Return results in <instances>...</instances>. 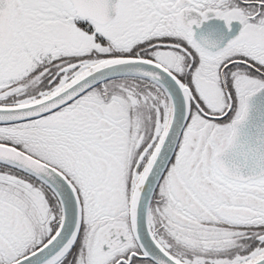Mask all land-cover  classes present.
I'll return each mask as SVG.
<instances>
[{
  "label": "flooded vegetation",
  "instance_id": "flooded-vegetation-1",
  "mask_svg": "<svg viewBox=\"0 0 264 264\" xmlns=\"http://www.w3.org/2000/svg\"><path fill=\"white\" fill-rule=\"evenodd\" d=\"M65 2L72 17L58 23H39L20 0L0 1V104L35 100L56 90L80 70L84 52L71 50L73 45L66 42L65 36L69 26L82 27L84 21L77 16L71 0ZM117 7L115 18L122 15L123 20L113 28L120 50L115 55L155 60L192 90L195 101L208 114L192 104L177 151L155 196L161 190L162 194L152 199V231L166 251L186 264H211L216 258L235 261L238 253L247 255L250 244L258 245L264 238L261 204L256 205L254 220L246 217V207H237L239 212L234 216L218 210L216 220H200L206 211L198 209L195 195L175 197L173 193L175 202L165 195L162 184L167 177H179L182 168L197 165L195 159L202 146L194 150L183 138L189 133L194 113L199 112L212 127L211 133L202 130L197 135L209 145L199 154L204 159L200 162L205 168L204 180L240 189L244 188L242 183L251 181L259 192L257 181L264 176L230 177L221 171L216 155L229 145L232 120L241 115L245 96L264 86V0H118ZM125 17L128 26L122 28ZM43 26H55L50 31L61 33L62 46L37 47L38 39L45 34L39 31ZM169 103L168 92L157 82L121 76L99 83L56 111L21 122L40 128L43 148L34 152L16 145L64 172L75 184L83 205L79 237L73 249L56 264H155L142 255L135 241L129 206L137 177L156 149L160 130L163 132L166 126ZM216 134L219 138L211 142L209 137ZM53 138L55 143L51 145L48 140ZM0 167L26 177L13 183L2 181L1 185H21L35 199L38 195L52 198L57 215L51 232L42 241L33 225L34 234L19 232V239L32 240L18 246V255L12 252L10 263L50 238L60 222L61 205L40 180L8 165ZM194 172L191 168L192 180ZM7 201L0 194V204L6 205ZM12 208L6 205V211L1 213L0 206V218L9 225L15 224L16 213H20ZM200 221L208 226L203 236L212 238L210 250L202 248L201 240L197 248L195 237L188 234L187 229L194 224L199 229ZM9 235L6 233L8 243L13 244ZM197 257H204L205 263L196 261ZM242 260L245 259L239 261Z\"/></svg>",
  "mask_w": 264,
  "mask_h": 264
},
{
  "label": "water",
  "instance_id": "water-1",
  "mask_svg": "<svg viewBox=\"0 0 264 264\" xmlns=\"http://www.w3.org/2000/svg\"><path fill=\"white\" fill-rule=\"evenodd\" d=\"M3 1V0H0ZM77 16L95 24L106 25L115 19L118 0H71ZM121 76L145 78L157 82L169 94V116L156 149L145 169L137 177L130 198L132 234L142 255L155 264H186L169 254L153 233L150 206L158 185L173 159L182 130L195 101L189 89L172 72L155 60L143 56L109 57L95 64L81 65L77 74L39 98L25 103L0 105V124H15L36 119L56 111L78 95L100 82ZM193 100V101H190ZM240 117L232 120L229 145L216 155L221 171L243 179L264 176V87L246 96ZM201 112L208 115L200 108ZM0 164L18 169L46 184L61 205L58 228L50 238L30 253L8 264H56L64 259L74 246L81 230L83 206L73 182L54 166L35 158L17 146L0 142ZM238 264H264V252Z\"/></svg>",
  "mask_w": 264,
  "mask_h": 264
},
{
  "label": "rangeland",
  "instance_id": "rangeland-1",
  "mask_svg": "<svg viewBox=\"0 0 264 264\" xmlns=\"http://www.w3.org/2000/svg\"><path fill=\"white\" fill-rule=\"evenodd\" d=\"M22 4L25 6L28 11L34 16L35 20L42 23L43 21H47L49 23H58L60 21L67 20L72 17V14L66 9L67 3L65 0H20ZM126 18V17H125ZM79 20V19H78ZM123 20V16H118L112 22H108L106 25L95 24L91 21H81L83 22V26H69V31L65 36L66 42L68 44H72L71 50L84 52L82 65L86 64H95L100 60L108 59L109 57H117L120 55H115L118 53L119 48L116 47L115 40L113 38L114 27L118 25L119 22ZM72 21L69 22V24ZM128 26V19L126 18V24L123 27ZM55 26L45 27L39 29L41 33H45L38 39L37 47L41 48L42 46H62V35L61 33L56 34L50 31L54 30ZM74 28V31L72 30ZM46 30L48 33H46ZM60 42V43H59ZM245 99V98H244ZM37 122V121H36ZM36 122L34 124H36ZM188 134H186L183 138L184 142L189 141L187 146L194 147L198 149L199 154L206 149V140H200L199 131L208 130L210 133L212 132V127L210 125V121L206 120L199 112L194 113L192 119L189 122ZM40 125H43L41 123ZM36 127V128H35ZM165 128V127H164ZM40 128L37 126L29 125L28 123H15V124H4L0 125V141L2 142H11L14 145H18L23 149L33 150L41 147L43 148V140L39 137ZM40 131V130H39ZM160 130V135H161ZM193 138V141H191ZM211 142L213 139L216 140L219 138L218 135L213 137H209ZM213 138V139H212ZM79 141L81 140L78 138ZM182 141V140H181ZM209 142V141H208ZM49 144H54V138L48 140ZM209 146V145H208ZM181 147V145H180ZM197 154L198 161L195 166H186L179 170L180 176L174 175L173 177H167L162 184V188L165 189V195L171 196L173 198V193L177 194L175 197L182 196H191L195 195L198 199V209L206 211L204 216L200 218V220L204 219L209 221L210 217L216 220V213L218 210L226 211L231 213L232 216L237 214L239 210L237 207H246L248 219H255L254 213L256 211V205L258 203L262 206V217L264 219V179H260L257 181L258 185H260L259 192L254 190V185L251 181H245L241 185L244 187L243 189L237 188L233 186V184L222 183L221 181H212L209 182L208 178H205L204 171L205 168L200 164L203 159L202 155ZM171 167L169 171L172 169ZM191 168H194V180H192L190 173ZM219 171V169H217ZM23 177L20 174H14L9 170H5L0 167V182L9 181L10 183L17 182V180H22ZM174 180V182L172 181ZM133 192V191H132ZM162 192V190H161ZM160 192L159 195L162 193ZM207 193V194H205ZM0 194L5 196L8 199L6 205L11 206L12 211L16 208L20 213H16V222L15 224L9 225L3 218H0V264H4L9 262L12 257V252H15L18 255L21 250H18V246L27 244L31 242L32 238L29 241L19 239L18 235L20 231L33 233L32 225L36 227V231H38V238L40 241L44 240L45 237L51 232L53 226L52 222H54L57 218L55 205L53 203V199L49 198H41L43 195H38L37 199H35L32 195L28 194V192L24 189L23 186H4L0 184ZM156 195L155 200L159 199L160 196ZM94 199L96 196H91ZM176 202V199H174ZM6 205L0 204L2 207V212L6 211L4 208ZM177 207V204L175 203ZM34 215V216H33ZM226 215V213H225ZM33 219H31V217ZM27 219V220H26ZM5 223H4V221ZM203 221H200L198 226V230H196V224L190 226L187 229L188 234L191 238L194 236L195 246L198 248L200 242L202 241V248L205 250H210V245L212 244V238L209 236H203L204 231L208 232V226L202 224ZM32 223V224H31ZM6 233H10L9 237L13 239V244L8 243ZM34 234V233H33ZM202 235V238H201ZM201 240V241H200ZM191 242L193 240L191 239ZM11 248V249H10ZM247 255H240L239 253L235 256V261H228L227 259L216 258L211 264H238L249 259L258 256L260 253L264 252V238L261 240L258 245L250 244L248 247ZM216 252V251H215ZM15 255V256H16ZM12 259V258H11ZM240 259H245L239 261ZM199 262H204L205 258L197 257L195 259ZM205 263V262H204Z\"/></svg>",
  "mask_w": 264,
  "mask_h": 264
}]
</instances>
